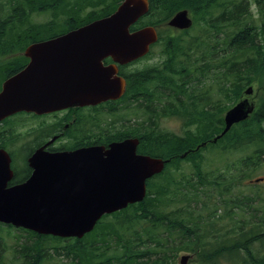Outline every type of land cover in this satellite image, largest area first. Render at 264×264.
Masks as SVG:
<instances>
[{
	"label": "trees",
	"instance_id": "obj_1",
	"mask_svg": "<svg viewBox=\"0 0 264 264\" xmlns=\"http://www.w3.org/2000/svg\"><path fill=\"white\" fill-rule=\"evenodd\" d=\"M121 1L0 0V79L20 68L23 58L13 54L107 16ZM185 8L194 24L160 33V62L132 74L121 71L127 79L125 113L111 107L110 117L128 130L88 136L84 127L90 133L101 127L88 113L75 125L80 136L67 143L106 145L132 136L139 153L168 159L147 181L145 198L103 216L81 239L0 225V264H173L179 251L196 255L201 264L225 258L230 264H264V182L247 184L264 173V0H149L148 14L131 30L162 25ZM251 85L256 111L215 144L180 158L220 133L224 110ZM169 116L184 128L197 123L198 132L184 130L178 137L163 131L159 122Z\"/></svg>",
	"mask_w": 264,
	"mask_h": 264
},
{
	"label": "water",
	"instance_id": "obj_2",
	"mask_svg": "<svg viewBox=\"0 0 264 264\" xmlns=\"http://www.w3.org/2000/svg\"><path fill=\"white\" fill-rule=\"evenodd\" d=\"M148 11L147 0H123L109 16L25 49L27 67L6 79L0 90V120L19 111L44 113L66 107L96 105L120 97L124 80L111 57L124 64L147 53L156 40L152 27L129 32ZM169 25H191L178 12ZM247 88L245 94L251 93ZM247 99L224 117L225 134L253 111ZM216 137L213 141H216ZM138 140L128 138L107 148L91 146L72 152L46 153L28 159L33 172L22 184L7 187L10 158L0 150V222L39 234L81 238L103 214L143 200L146 180L160 173L167 160L136 153ZM183 256L180 264H186Z\"/></svg>",
	"mask_w": 264,
	"mask_h": 264
},
{
	"label": "rangeland",
	"instance_id": "obj_3",
	"mask_svg": "<svg viewBox=\"0 0 264 264\" xmlns=\"http://www.w3.org/2000/svg\"><path fill=\"white\" fill-rule=\"evenodd\" d=\"M251 9L255 13L254 6H252ZM254 16H257V13L254 14ZM44 18L45 17H39V18H36V20L40 21V20H43ZM177 32L178 31L174 30L172 32V34L177 33ZM157 60H158L157 55L152 56L151 58H147L146 60L138 62L137 64L130 67L128 70L135 71L138 69H143V68L147 67L149 64L156 62ZM160 61H161V56L159 57L158 62H160ZM252 86H253V95L250 96V99L255 101V99L253 97L255 96V93H256V86L255 85H252ZM196 87H201V86L197 85ZM57 120L58 119L55 120L53 117L38 118V119H34V118H30V117H26V118L24 117V118L20 119L21 122L19 124L14 125V126H10L8 128L9 130H11L13 132V138L11 139V136H9L8 134L3 135V137L0 138V144L5 145V147L7 149L11 150L15 156H19V154L21 153V149H23V148L29 149V148L34 147L35 144H31L33 139L36 136H40L41 131L45 130V128H48L50 125L55 123ZM68 120H70L69 115L67 117H65V121H68ZM121 124H122V122L109 123V121H106L101 126L104 130H109L113 134H120L123 131L128 130V128H122ZM161 127L170 133H174V134L176 133L177 136L182 135L183 129L181 127L180 122L176 118H172V117L166 118L165 120H163L161 122ZM190 129H191V131H194V132L196 130L195 127H191ZM45 138H46V136L43 135L40 138V140H43ZM63 142L64 141L56 142L54 144V147L57 148ZM231 158L234 159L232 161H236V160H238L239 155L236 153V154L232 155ZM184 161H186L188 163L193 162L192 159H185ZM254 178H256V177H254ZM254 178H252V179H254ZM9 240H11V239H8V241ZM185 254L189 256V259H188L186 264H201V262L198 260V257L196 255L189 253V252H184V251H179V252L175 253V256L173 257L171 262L173 264H179L180 257L184 256ZM9 255H10L9 252H7V253H5L4 256L6 259H8V258H10ZM216 264H230V262L228 259L225 258V259H222L221 262L217 261Z\"/></svg>",
	"mask_w": 264,
	"mask_h": 264
},
{
	"label": "flooded vegetation",
	"instance_id": "obj_4",
	"mask_svg": "<svg viewBox=\"0 0 264 264\" xmlns=\"http://www.w3.org/2000/svg\"><path fill=\"white\" fill-rule=\"evenodd\" d=\"M28 61H26L25 59H22L20 61V67H24L27 64ZM73 110L76 109H65L64 111H60V112H54V113H50V114H44V115H32V114H25L24 117H30V118H46V117H53L55 120L58 119L55 123H53L52 129L54 130V134L52 136H57V139L54 141V143L56 141H64V140H69L72 138V135L69 133L68 129L70 127H72V123H74V126L71 128L72 131L76 132L75 130V125L76 123H80L81 122V117L78 116V113L73 112ZM69 115V119L68 121H65V117H67ZM46 140H41L36 148L41 147L44 142ZM53 143V144H54ZM35 148V149H36ZM49 149L52 150V147H49Z\"/></svg>",
	"mask_w": 264,
	"mask_h": 264
},
{
	"label": "bare ground",
	"instance_id": "obj_5",
	"mask_svg": "<svg viewBox=\"0 0 264 264\" xmlns=\"http://www.w3.org/2000/svg\"><path fill=\"white\" fill-rule=\"evenodd\" d=\"M148 1V4H149V0ZM191 1V0H190ZM183 4V3H182ZM239 6V5H238ZM212 22V21H211ZM192 27V25L188 26V27H183V28H172V29H168L169 31L168 32H171V31H178V32H181V31H184V30H188ZM245 91V90H244ZM189 103V102H188ZM201 105V104H200ZM196 109V108H195ZM148 124V123H147ZM131 127V126H130ZM146 127V126H145ZM129 128V127H128ZM153 129V128H152ZM130 134V133H129ZM180 150V149H179ZM169 156V155H168ZM172 156V155H171ZM164 157V156H163ZM175 158V157H174ZM199 182V181H198ZM226 192V191H225ZM226 234V233H225ZM115 242V241H114ZM218 249V248H217Z\"/></svg>",
	"mask_w": 264,
	"mask_h": 264
}]
</instances>
